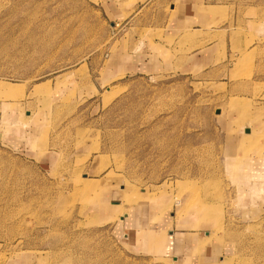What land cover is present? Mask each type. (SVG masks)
<instances>
[{
	"label": "rangeland",
	"instance_id": "rangeland-1",
	"mask_svg": "<svg viewBox=\"0 0 264 264\" xmlns=\"http://www.w3.org/2000/svg\"><path fill=\"white\" fill-rule=\"evenodd\" d=\"M108 1L0 0V264H188L125 238L161 198L219 264H264V0H203L165 55L167 1ZM194 202L217 218L181 217Z\"/></svg>",
	"mask_w": 264,
	"mask_h": 264
},
{
	"label": "crops",
	"instance_id": "crops-1",
	"mask_svg": "<svg viewBox=\"0 0 264 264\" xmlns=\"http://www.w3.org/2000/svg\"><path fill=\"white\" fill-rule=\"evenodd\" d=\"M162 1H167L171 6V12L167 21L164 22L163 37L156 42L155 46L160 53L170 54L174 39L182 36L187 29L196 27L203 21V18L206 19L208 16L200 13L203 0ZM108 2L111 4L110 0ZM257 25L262 31L264 19ZM136 70L139 72L144 70V65ZM163 222L164 220L155 221L150 203L140 205L121 217V223L126 229L125 238L132 243L134 248H146L148 252L152 249L158 250L162 256L172 257L178 263L193 264L196 257H201V264H219L225 259L227 250L230 251L225 241L211 239L207 232L203 235L199 231L169 229Z\"/></svg>",
	"mask_w": 264,
	"mask_h": 264
},
{
	"label": "bare ground",
	"instance_id": "bare-ground-1",
	"mask_svg": "<svg viewBox=\"0 0 264 264\" xmlns=\"http://www.w3.org/2000/svg\"><path fill=\"white\" fill-rule=\"evenodd\" d=\"M2 89L3 90H10V87H8V86H6V85H3L2 84ZM7 88V89H6ZM241 116V117H240ZM239 118H238V121L236 122V127H235V129H234V131H235V133H240V134H242L243 135V137H242V139L240 140V142H239V145H238V147L237 148H239L241 145H243L244 143L247 145V144H249V142H252V131H254L253 130V126H250L251 124H252V122L254 121V119L253 120H251V122H247V120H248V118L249 119H252V118H250V117H248V116H245L244 114H241V115H239L238 116ZM242 119V120H241ZM237 126H240L239 128H237ZM246 128H247V130H246ZM244 131H246V133L244 132ZM249 131H250V134L251 135H249ZM244 134L245 135H249V137L248 136H244ZM254 135H253V137H254V139L256 138V140L254 141V144H260V143H262V141H264L263 139H264V136L262 135L261 137H263V138H261V137H259L258 135L260 134V133H258V132H256V131H254V133H253ZM262 134V133H261ZM257 138H261V139H258L257 140ZM253 146V145H252ZM251 165V164H250ZM90 181V180H89ZM91 182V181H90ZM93 183V182H92ZM252 186H251V189L252 188H255V187H257V185H259V183L258 184H254V183H252L251 184ZM86 187L88 188V189H95V185L94 184H91V183H87V185H86ZM249 189V188H248ZM244 193H246V191H244ZM186 198V197H185ZM153 202H156V204L155 205H152V209H153V216L154 217H156V216H159V210H160V213L161 214H163V213H167V211H168V209L166 208L165 209V207H162L161 208V206H162V204H163V201H162V198L161 199H158L157 201H154V200H152V203ZM185 202V201H184ZM183 202V203H184ZM189 206H188V208H184V210H182V213L183 212H185V214H180V216L181 217H183L184 215L185 216H188L189 214H191L192 215V218H193V223L195 222V223H197V222H206V221H210V220H215L216 218H217V212L215 211V208H216V206L213 204V203H201V204H198V203H193V204H188ZM108 208H110V206L109 205H104V206H102L101 207V209H103V210H106V209H108ZM161 208V209H160ZM191 218V219H192ZM192 224V223H191ZM202 226H207V225H205V224H202ZM215 228H217V229H219V228H221V226H216V224H215ZM214 235V231H211L210 233H209V236H213ZM198 239V238H197Z\"/></svg>",
	"mask_w": 264,
	"mask_h": 264
}]
</instances>
